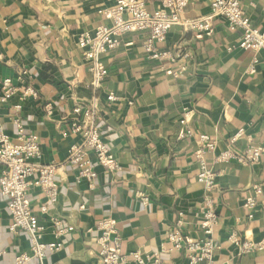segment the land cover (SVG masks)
<instances>
[{"label":"crops","instance_id":"1","mask_svg":"<svg viewBox=\"0 0 264 264\" xmlns=\"http://www.w3.org/2000/svg\"><path fill=\"white\" fill-rule=\"evenodd\" d=\"M240 2L251 24L264 31V0ZM210 3L190 0L183 19L206 17ZM114 5L113 0H0V76L20 88L30 85L37 93L0 103V129L15 139L21 124L28 134L37 135L40 164L55 168L57 204H48L37 188L27 195L34 215L47 228L44 241H54V219L73 227L62 240V250L42 264H101L95 227L105 218L115 220L125 255L139 251L160 254L161 264H188L187 254L172 250L168 240L179 211L186 214V238H204L197 215L204 196L195 158L200 135L217 144L206 157L218 175L213 238L222 250L214 262L264 264V252L241 256L228 240L234 232L255 242L264 236V210L257 207L250 219L252 211L246 206L256 184L263 193L256 199L264 201V163L214 161L242 128L253 143L264 146V51L239 49L242 32H232L224 19L212 20L206 32L174 26L159 45L175 56L173 62L148 60L145 34L129 33L118 49L103 56L109 74L95 89L78 40L108 24L100 12ZM158 8L156 0H147V10ZM24 71L25 83L18 81ZM110 93L117 101L108 100ZM75 108L95 114L96 129L122 166L110 172L97 165L93 188L75 180L76 169L68 162L72 146L82 138L71 130L84 119L73 113ZM187 113L193 135L180 138ZM247 145L243 137L234 148L243 151ZM45 204L48 210L42 212ZM11 224L8 201L0 190V250L5 252L0 264H15L17 256L31 254L29 235L11 232ZM26 264L41 263L32 258Z\"/></svg>","mask_w":264,"mask_h":264},{"label":"built area","instance_id":"2","mask_svg":"<svg viewBox=\"0 0 264 264\" xmlns=\"http://www.w3.org/2000/svg\"><path fill=\"white\" fill-rule=\"evenodd\" d=\"M113 1L115 3L113 8L100 12L101 17L106 18L109 23L97 27L93 34L89 32L83 34L78 40L83 58L90 65L92 86L95 89L101 88L109 74L108 67L102 60L103 56L118 49L121 46L123 35L129 33L145 34L146 38L143 44L148 60L173 62L175 56L159 45L166 41L174 26L206 32L210 30L212 20L224 19L232 32H242L239 49L255 53L264 51V31L251 24L240 0H211L209 15L187 22L183 16L190 0H156L159 8L155 12L147 10V0ZM231 50L229 49V51ZM250 69L253 70L254 65ZM26 76L27 72H22L18 81L25 83ZM0 86L1 104L8 103L18 94H22L23 98L37 97L36 91L30 85L20 88L8 77L0 76ZM108 100L115 102L117 97L110 93ZM16 109L20 111L22 108L17 106ZM46 109L50 113L52 106L49 104ZM73 113L83 115L84 119L80 123L74 122L71 126L73 133H81L82 138L79 143L72 146L68 162L76 169L75 180L86 181L90 188H93L97 178V165L110 172H119L122 166L96 129L95 114L91 110L82 111L80 108H75ZM188 115L189 113L181 120L185 132L180 135V138H189L193 135V132L187 127ZM17 132L16 138L12 139L0 129V190L2 197L8 201V211L12 217L10 231L27 233L30 238L31 254L17 256L15 264H26L32 258L42 264L49 255L62 250V240L66 234L73 231V227L63 226L60 219H54V241H44L47 228L34 215L27 195L31 188H37L43 192L48 204H57L59 185L55 181L56 171L52 166L40 164L42 148L37 135L28 134L21 124H18ZM243 137L247 139L248 145L243 151H238L234 145ZM229 143L228 148L215 157L216 163L236 162L242 166L264 163V146L253 143L252 137L246 136L244 128L232 136ZM216 145L209 136L200 135L198 149L195 152V158L199 164L197 178L203 187L204 195L203 207L197 215L202 219L201 228H203L204 238L195 241L186 238L182 229L186 215L183 211H179V218L169 234L168 241L172 250H183L187 254L188 264H216L214 262L215 253L222 250L221 245L213 238L214 226L218 222L216 211L218 175L206 161L207 155L216 149ZM253 192L255 196L246 203L247 208L252 211L249 215L250 219L255 217L254 212L257 207L264 210V201L259 203L256 199L263 194L262 186L254 185ZM143 200L147 202L148 198H143ZM41 210L47 212V204L43 205ZM95 231L98 233V256L101 264H147L150 262L161 264L160 254L150 256L136 251L125 255L122 238L117 231L114 219L100 220ZM228 240L238 249L241 256L264 252V236L261 241L255 242L243 239L234 232ZM4 254L5 252L0 250V260Z\"/></svg>","mask_w":264,"mask_h":264}]
</instances>
